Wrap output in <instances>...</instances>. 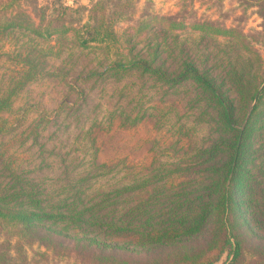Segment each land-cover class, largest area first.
Listing matches in <instances>:
<instances>
[{"label":"trees","instance_id":"obj_1","mask_svg":"<svg viewBox=\"0 0 264 264\" xmlns=\"http://www.w3.org/2000/svg\"><path fill=\"white\" fill-rule=\"evenodd\" d=\"M125 7L117 0H97L86 9L87 20L75 22L66 15L77 10L62 0H3L0 32L22 29L50 38L73 31L81 46L110 45L119 41L116 18L126 16ZM191 20L181 13L162 17L164 26L147 30L153 44L146 55L129 47L125 61H116L111 71L113 76L137 72L170 88L191 81L197 91L194 102L202 104L201 119L213 136L193 147L187 132L183 137L189 139L188 149L183 144L174 160L132 164L124 183L99 191L88 202L74 187L69 196L46 200L6 162L12 179L0 188V264H40V257L50 252L81 264H264V78L258 70L262 59L251 46L252 36L240 29L216 20ZM185 28L227 37V44L248 53L244 65L232 64L224 76H216L182 57L179 68L170 69L162 58L169 51L167 39L176 41L175 32ZM158 34L163 35L160 41ZM4 104L5 100L0 107ZM130 118H121L119 125L125 126ZM146 118L145 112L136 115L131 126ZM103 136H90L97 168L108 167L96 164ZM176 137L179 144L182 136Z\"/></svg>","mask_w":264,"mask_h":264},{"label":"rangeland","instance_id":"obj_2","mask_svg":"<svg viewBox=\"0 0 264 264\" xmlns=\"http://www.w3.org/2000/svg\"><path fill=\"white\" fill-rule=\"evenodd\" d=\"M96 1L62 0L77 10L66 15L67 19L85 22L86 9ZM117 2L127 7L123 10L126 16L116 18L119 41L114 44L84 47L73 31L50 38H39L22 29L0 32V102L6 103L0 107V153H4L0 158V188L12 179V171L4 168L6 162H11L14 174L35 185L44 199L69 196L74 187L88 202L99 191H111L124 183L132 164L174 160L183 144L185 151L188 149L189 139L183 137L187 132L192 135L193 147L208 142L213 134L201 119L203 107L194 102L197 91L191 81L170 88L137 72L112 74L116 61H125L129 47L136 48L134 53L146 55L153 44V39L146 36L147 30L164 26L162 17L181 13L188 22L195 17L216 20L252 36L249 41L260 54L258 70L264 78L262 0ZM50 9L52 12L55 6ZM58 9L56 6V13ZM139 29L142 31L135 35ZM175 34L176 41L168 37L169 51L162 53L170 69H178L184 57L213 75L224 76L232 64L243 66V57L248 55L227 44V37L205 35L190 28ZM156 38L160 41L163 35ZM29 71L31 77L27 78ZM144 112L147 118L131 126L132 118ZM128 114L131 118L120 126V119ZM92 133L105 135L103 146L97 142L101 150L96 164L108 167L93 165ZM176 133L182 136L179 144L175 142ZM47 255L40 257V264H81L71 257L51 252Z\"/></svg>","mask_w":264,"mask_h":264}]
</instances>
